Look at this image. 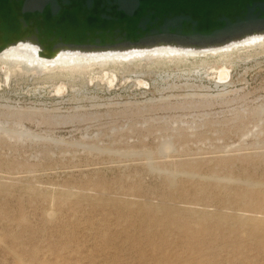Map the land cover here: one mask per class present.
<instances>
[{
  "label": "rangeland",
  "instance_id": "374dc122",
  "mask_svg": "<svg viewBox=\"0 0 264 264\" xmlns=\"http://www.w3.org/2000/svg\"><path fill=\"white\" fill-rule=\"evenodd\" d=\"M207 70L2 83L0 264H264V55Z\"/></svg>",
  "mask_w": 264,
  "mask_h": 264
},
{
  "label": "water",
  "instance_id": "95a60500",
  "mask_svg": "<svg viewBox=\"0 0 264 264\" xmlns=\"http://www.w3.org/2000/svg\"><path fill=\"white\" fill-rule=\"evenodd\" d=\"M264 34V0H0V53L188 48Z\"/></svg>",
  "mask_w": 264,
  "mask_h": 264
},
{
  "label": "bare ground",
  "instance_id": "6f19581e",
  "mask_svg": "<svg viewBox=\"0 0 264 264\" xmlns=\"http://www.w3.org/2000/svg\"><path fill=\"white\" fill-rule=\"evenodd\" d=\"M36 50L28 43H19L0 53V73L3 77L0 87L2 83L9 84L13 75L32 74L43 77L42 80L46 83L55 82L53 86L58 87H55V92L61 94L65 90L64 79L74 81L75 78L102 74L105 76L103 80L111 86L119 73L134 74L142 69L187 64L196 69L207 68V73L211 72L219 82L224 83L229 79V70L236 61L264 55V34L202 47L191 45L188 48L157 46L86 51L76 49L57 53L49 59L38 58ZM139 82L143 84L142 81Z\"/></svg>",
  "mask_w": 264,
  "mask_h": 264
}]
</instances>
